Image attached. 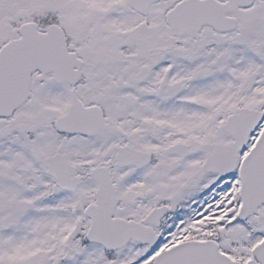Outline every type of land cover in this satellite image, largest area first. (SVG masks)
Instances as JSON below:
<instances>
[{
	"label": "snow or ice",
	"instance_id": "1",
	"mask_svg": "<svg viewBox=\"0 0 264 264\" xmlns=\"http://www.w3.org/2000/svg\"><path fill=\"white\" fill-rule=\"evenodd\" d=\"M0 264H264V0H0Z\"/></svg>",
	"mask_w": 264,
	"mask_h": 264
}]
</instances>
